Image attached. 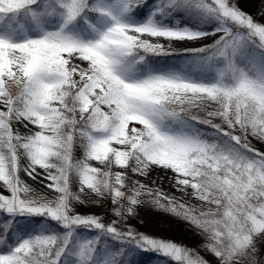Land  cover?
Segmentation results:
<instances>
[{"label":"snow or ice","instance_id":"obj_1","mask_svg":"<svg viewBox=\"0 0 264 264\" xmlns=\"http://www.w3.org/2000/svg\"><path fill=\"white\" fill-rule=\"evenodd\" d=\"M241 3L0 0V264H264V0ZM146 200L212 260L131 226Z\"/></svg>","mask_w":264,"mask_h":264},{"label":"trees","instance_id":"obj_2","mask_svg":"<svg viewBox=\"0 0 264 264\" xmlns=\"http://www.w3.org/2000/svg\"><path fill=\"white\" fill-rule=\"evenodd\" d=\"M256 2L257 0H242L241 6L244 7L246 11L251 12L255 10ZM173 64L183 65V61L165 59L164 57H161L159 59L158 66L166 67ZM256 146L260 147L259 144ZM21 174L24 173L21 172ZM35 187L41 188L42 186H39L35 183L33 188L35 189ZM84 207L103 212L106 211L105 207H100L98 204L89 203ZM0 219H2V217H0ZM130 224L138 231H142L143 233L148 232V234L152 235L154 238H162L175 242L179 246L186 247L194 254H199L208 260H212L211 255L203 254L201 249L203 248L202 237L199 236L197 232L189 226L187 221H185L181 216L171 212H165L162 209L153 206L151 203L147 202V200L145 204L138 206L136 210V216L131 219ZM143 257L140 256L136 258L138 261H140V264L144 262L142 261L144 258H148V260H146V262H149L148 264L154 263L158 260L156 254L154 253H149V255H145V257Z\"/></svg>","mask_w":264,"mask_h":264},{"label":"rangeland","instance_id":"obj_3","mask_svg":"<svg viewBox=\"0 0 264 264\" xmlns=\"http://www.w3.org/2000/svg\"><path fill=\"white\" fill-rule=\"evenodd\" d=\"M214 40V37H208L207 39L205 40H202L200 43L201 44H210L212 43V41ZM188 45H183V44H177V45H174V47L176 48H183V47H186ZM75 158L78 159V158H81V153H75ZM94 164L96 162H93ZM171 175V174H169ZM21 176V179L24 180L28 185H30L32 188L33 186L36 184H38L39 186H42L41 188L40 187H35V191L39 194H46L49 190L45 188V185L43 183L40 182V179H37V180H32L30 177H28L25 173L24 174H20ZM141 180L143 181L144 178H141ZM33 185V186H32ZM149 186L150 187H159L161 191L171 195L172 194V189L170 187V183H169V180L165 178V174L162 172V171H153L152 175H151V178H150V182H149ZM40 188V190H39ZM78 189V185L74 183V191ZM39 190V191H38ZM78 211L80 212H84V213H92V212H95V213H98V214H101L103 215V211H98V210H94V209H89V208H86L84 206H80L78 207L77 209ZM142 232V231H140ZM145 234H148V232ZM162 239V238H161ZM202 251H203V254H208L204 248H201ZM145 255H149V253H146L144 255H142L141 257H145ZM140 257V255H138L136 258ZM143 257V258H144ZM151 258L153 259V257L151 256ZM146 260H148V258H144V262H142V264H148L149 262H146ZM151 264H163L162 260L158 259L157 261H155L154 263H151ZM173 264H176V262H173Z\"/></svg>","mask_w":264,"mask_h":264}]
</instances>
